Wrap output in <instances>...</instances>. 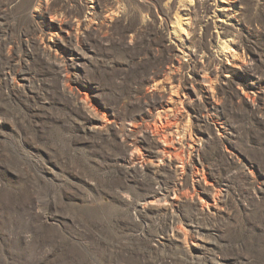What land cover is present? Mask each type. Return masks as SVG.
<instances>
[{
	"label": "rangeland",
	"instance_id": "rangeland-1",
	"mask_svg": "<svg viewBox=\"0 0 264 264\" xmlns=\"http://www.w3.org/2000/svg\"><path fill=\"white\" fill-rule=\"evenodd\" d=\"M0 264H264V0H0Z\"/></svg>",
	"mask_w": 264,
	"mask_h": 264
},
{
	"label": "bare ground",
	"instance_id": "bare-ground-1",
	"mask_svg": "<svg viewBox=\"0 0 264 264\" xmlns=\"http://www.w3.org/2000/svg\"><path fill=\"white\" fill-rule=\"evenodd\" d=\"M74 38L76 39L77 37H76V36L72 37V39H74ZM43 48H45V47H43ZM46 48H47V47H46ZM49 50H50V49H49ZM46 52H47V51H46ZM46 54H47V53H46ZM49 55H51V54H49ZM51 57H52V56H51ZM56 57H57V56H56ZM204 80H206V79L204 78L203 81H204Z\"/></svg>",
	"mask_w": 264,
	"mask_h": 264
}]
</instances>
